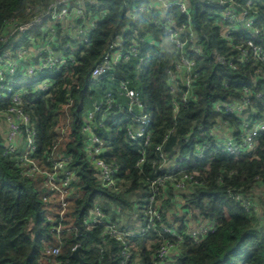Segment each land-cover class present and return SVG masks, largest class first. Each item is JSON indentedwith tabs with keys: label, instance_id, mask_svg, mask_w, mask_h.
Returning a JSON list of instances; mask_svg holds the SVG:
<instances>
[{
	"label": "trees",
	"instance_id": "1",
	"mask_svg": "<svg viewBox=\"0 0 264 264\" xmlns=\"http://www.w3.org/2000/svg\"><path fill=\"white\" fill-rule=\"evenodd\" d=\"M51 1L0 0V30L5 39V42L0 41V53L16 52L22 46L10 26L29 23L32 15L29 9H46ZM239 1L245 3V0ZM190 3L193 15L190 26L197 33L203 54L196 67L195 100L177 115L167 79L178 57L163 39L157 11L143 14L137 21L126 17L133 3L98 0L96 5H89L87 14L102 20L87 46L79 50H74L77 42L66 38L58 27L54 49L66 58H74L66 69L44 70L31 78L23 72L29 63L38 60L31 58L20 65L15 78L21 85L18 90L25 93L23 109L38 133L36 157L44 159L45 153L58 144L62 153L70 158L68 169L75 173L72 183L75 193L68 215L76 230L63 234L59 241L53 239L54 223L49 221L50 212L44 203L47 191L40 180L22 175L19 153L5 154L6 138L0 132V264H53L51 259L43 260L42 256L48 243L52 246L61 243L63 253L59 260L65 264H78L72 257L76 246L85 264H123L121 244L105 236L101 229L86 230L85 219L95 204H100L107 220L122 223L123 228H132L127 223L133 220L142 223L144 210L149 205L151 183L164 175L157 168L162 163L161 154L170 168L177 164L200 174L197 177L200 185L189 193H179L171 182L164 190L168 199L162 203V220L165 224H177L183 237L181 242L170 236L166 238L178 245L172 264H264V134L258 140L255 158L236 160L220 154L211 156L209 151L201 158L197 156L202 145L214 142L210 136V128L217 121L214 103L239 98L245 85L262 90L263 82L252 83L254 68L232 71L215 62V51H228L220 37L216 7L201 0H190ZM257 3L264 22V0ZM146 4L143 1L140 5ZM176 20L180 24L185 18L177 13ZM41 34V28H33L24 37L36 35L35 46H40ZM118 36L123 37L125 49L136 46L137 54L130 52L129 61H121L115 72L93 82L91 72L101 62L110 42ZM25 40V45L31 46ZM67 45L70 47L66 49ZM140 59H143L141 65ZM258 66L264 70L262 64L255 65ZM45 80L54 81V86L38 91L36 87ZM122 81L129 82L130 87L140 93L146 111L151 114L152 134L146 147L132 145L128 137L132 116L127 112L129 101L121 94ZM225 81L229 82V87L224 86ZM109 94L113 96L111 108L107 112L106 108L97 111L99 106L104 107ZM254 107L258 109V119L264 114V100L255 101ZM91 113L95 134L105 145L103 158L119 167L118 191L98 185L86 154L87 137L83 127ZM223 120L238 124L233 117ZM100 124L103 127H99ZM142 153L145 162L138 168ZM181 158L185 160L181 162ZM228 190L250 196L258 203L260 212H246L239 203L227 198ZM189 219L216 223L217 229L195 243L186 233ZM156 239L157 234L136 238V250L132 251L127 264H137L136 260L141 264H154L155 253L161 245Z\"/></svg>",
	"mask_w": 264,
	"mask_h": 264
},
{
	"label": "built area",
	"instance_id": "2",
	"mask_svg": "<svg viewBox=\"0 0 264 264\" xmlns=\"http://www.w3.org/2000/svg\"><path fill=\"white\" fill-rule=\"evenodd\" d=\"M98 0H52L46 9L31 7L28 13L32 14L29 23L18 25L13 23L10 27L15 29L17 41L22 46L14 52L7 51L0 53V132L6 138V155L19 153V166L22 175L41 181L42 187L47 191L44 203L48 207V219L54 223L51 229L54 240H61L63 234L75 231L73 221L69 219V206L74 199L73 181L75 173L68 169L70 158L62 153L61 147L55 144L50 151L45 153L44 159L36 157L38 151L37 130L32 123L31 117L23 109V93L18 88L20 82L15 78L20 65L31 61V58L38 60L37 63H29L23 72L26 77H36L44 70H60L67 68L68 62L74 61L73 57L66 58L64 54L55 50L57 28L61 27L65 37L76 41L74 50H79L89 43L92 32H94L101 18H93L87 14L89 5H96ZM133 3L134 6L127 13L126 17L137 21L143 14L157 11L159 28L163 30V39L175 51L178 60L175 67L168 71L167 84L174 99V114L177 115L181 109L186 108L189 103L195 100L194 88L198 79L196 72L197 62L203 54V47L198 44L197 33L190 24L192 23V11L190 0H123ZM146 1V5H140ZM206 5L216 7L215 15L219 23L220 37L226 42L228 51L226 53L214 52L213 58L220 64L232 71L240 68H254V84L263 82L262 90H257L248 85L243 86L239 98L216 101L213 106L217 114L216 123L210 128V136L213 143H205L199 148L198 157H203L209 151L210 155H225L236 160L240 158H255L258 140L264 134V114L258 119V109L254 107L255 101L264 100V70L255 67L256 64L264 66V22L260 13V4L257 0H201ZM138 3L139 6L135 4ZM205 12V8L202 9ZM185 18L180 24L176 20V14ZM33 28H41L42 34L40 46L36 45V35L24 37ZM125 32V31H124ZM29 45L26 46V40ZM0 41L5 42L3 32L0 30ZM70 45L66 46V49ZM137 54V47L132 45L124 48L123 37L118 36L108 45L101 62L91 72V79L97 82L102 78L115 72L116 66L123 60L129 61V53ZM143 59L139 60V65ZM55 82L45 80L39 84L38 91H46ZM229 87V82H224ZM121 94H125L129 101L127 112L132 116V124L127 128L128 137L132 145L140 147L148 146L152 131L151 114L141 100L140 93L130 87L129 82L122 81ZM7 104L4 105V103ZM113 96H107L104 107L99 106L97 111L111 108ZM224 117H233L238 120L235 126L232 122L223 120ZM93 113L89 114L83 133L86 135V154L93 167L97 183L100 187L112 191L120 188L117 174L119 167L107 162L103 157L106 150L104 142L95 134L96 126H93ZM99 127H103L102 124ZM66 134V130H64ZM160 149V148H159ZM137 167L140 168L145 162V155ZM162 163L158 170L164 173L163 176L155 178L151 183V194L149 205L144 210V219L137 227L126 229L118 222L108 221L106 213L100 204L90 211L85 219V227L88 231L101 229L103 234L116 240L123 247V264L131 259V253L136 250V238H146L157 234L156 242L161 243L155 253L154 264H172V257L178 245L166 239L170 236L181 242L183 237L178 231V225L165 224L162 220V203L167 200L164 192L168 182L179 193L190 192L200 185L197 177L200 174L191 173L184 167L172 165L169 167L167 159L160 155ZM181 158L180 161H184ZM172 163V162H171ZM233 173V172H231ZM180 176V178H176ZM222 182V179L218 180ZM227 198L239 203L246 212L259 213L261 208L250 196L239 192L228 190ZM177 201V200H175ZM178 202V201H177ZM217 229L213 222H192L189 219L186 233L195 242L200 241ZM79 246L73 248V253ZM63 253L61 243L52 246L48 243L43 249V260L49 258L53 264H65L59 260ZM141 264L140 260H136Z\"/></svg>",
	"mask_w": 264,
	"mask_h": 264
},
{
	"label": "water",
	"instance_id": "3",
	"mask_svg": "<svg viewBox=\"0 0 264 264\" xmlns=\"http://www.w3.org/2000/svg\"><path fill=\"white\" fill-rule=\"evenodd\" d=\"M72 257L77 261L78 264H85L84 260L80 257L79 249L73 253Z\"/></svg>",
	"mask_w": 264,
	"mask_h": 264
},
{
	"label": "crops",
	"instance_id": "4",
	"mask_svg": "<svg viewBox=\"0 0 264 264\" xmlns=\"http://www.w3.org/2000/svg\"><path fill=\"white\" fill-rule=\"evenodd\" d=\"M132 222H133V223L129 222V223H127V224H128V225L130 224L132 228H135V227H137V225L139 224L140 221H134V220H133ZM120 225H123V226H124V224H122V223H120Z\"/></svg>",
	"mask_w": 264,
	"mask_h": 264
},
{
	"label": "rangeland",
	"instance_id": "5",
	"mask_svg": "<svg viewBox=\"0 0 264 264\" xmlns=\"http://www.w3.org/2000/svg\"><path fill=\"white\" fill-rule=\"evenodd\" d=\"M63 124V122L61 123V125ZM136 215L135 216H138V214L137 213H135Z\"/></svg>",
	"mask_w": 264,
	"mask_h": 264
}]
</instances>
